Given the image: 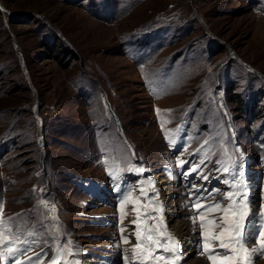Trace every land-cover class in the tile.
<instances>
[{
  "label": "rangeland",
  "instance_id": "rangeland-1",
  "mask_svg": "<svg viewBox=\"0 0 264 264\" xmlns=\"http://www.w3.org/2000/svg\"><path fill=\"white\" fill-rule=\"evenodd\" d=\"M259 117L264 0H0V252L27 249L21 264L37 256V264L55 256L59 264H131L136 225L133 215L120 222L119 204L148 180L167 230L185 234L177 264L198 254L187 243L201 237L186 219L192 185L200 196L226 192V179L238 183L254 215L248 243L257 242L264 127L251 122ZM207 142L201 153L219 146L237 160L235 146L254 156L237 161L239 181L223 171L230 161L220 153L213 165L202 160Z\"/></svg>",
  "mask_w": 264,
  "mask_h": 264
},
{
  "label": "snow or ice",
  "instance_id": "snow-or-ice-1",
  "mask_svg": "<svg viewBox=\"0 0 264 264\" xmlns=\"http://www.w3.org/2000/svg\"><path fill=\"white\" fill-rule=\"evenodd\" d=\"M159 111L157 109L158 113ZM185 163L187 161H177L178 166L181 168ZM199 167V165H194L189 171L182 174L188 176L192 172H197ZM131 170L137 173L145 171L142 167L132 168ZM223 171L228 173L229 168L224 167ZM110 174L118 178V172ZM198 174L201 175L203 180H207V176L202 173ZM144 183L142 182V186L139 188V196H135V189L130 190L124 194L119 204L120 222L122 223L127 215H133L134 218L131 223L136 225L131 233L136 240V243L129 250L131 264H177L181 259L179 241L174 238L164 224L162 217L163 205L158 203L159 191L155 188L154 181H146L151 186V191L154 194L149 197L146 188L143 186ZM224 183L229 185L230 190L225 192L217 189L208 195L201 194L200 196H195V192H200V189L192 185L195 192L191 194L193 199H191L189 206L195 214L190 219L194 225V231L202 237L201 240L197 241L198 255L206 257V260L211 264H245V262L251 264L250 258L253 254L258 253L261 258H264V223L261 224L258 230L259 247L249 249L245 246L244 241L246 220L251 223L246 203L247 193L236 191L239 187L238 183L230 184L227 179L224 180ZM216 194H219L222 199L215 203H209V200L215 199ZM142 199L147 200L146 205L141 203ZM129 203L137 205L133 207L132 213L125 212V208ZM45 207H47L46 203ZM141 208L145 210L142 212ZM52 211L55 212L54 207ZM153 213H156V215H153ZM0 215H2V210H0ZM148 221H153V223L149 224ZM120 231L123 233L125 229L121 228ZM9 234L11 235V233ZM6 240L4 232L0 231V245H3ZM123 242L128 244L131 241L128 237H123ZM7 243L12 245L16 241H7ZM26 251L27 249L8 246L3 252H0V258L10 260V264H21L19 256L24 255ZM59 255L58 252L57 256ZM42 258V256H37L34 260L30 258V264H37ZM52 264H57L56 259L52 261Z\"/></svg>",
  "mask_w": 264,
  "mask_h": 264
},
{
  "label": "bare ground",
  "instance_id": "bare-ground-1",
  "mask_svg": "<svg viewBox=\"0 0 264 264\" xmlns=\"http://www.w3.org/2000/svg\"><path fill=\"white\" fill-rule=\"evenodd\" d=\"M174 172V171H173ZM173 172L171 173H169L168 175L169 176H171L172 174H173ZM228 191V190H227ZM212 193V192H211ZM190 209H192V208H190ZM193 210V209H192ZM188 221H191V219H188V218H186ZM185 221V220H184ZM188 226V225H187ZM175 227V228H174ZM173 228V233L177 236V238L179 239V241H181V239L185 236V234L183 233V234H178L177 235V233H176V231L178 230V228L179 227H177V226H174ZM182 231V230H181ZM188 235V234H187ZM190 236V235H189ZM133 246V245H132ZM181 247V246H180ZM180 255L182 256V257H184L185 256V254H182V253H180ZM191 257H193V259L195 260L194 261V263L193 264H206V261H205V259L202 257V256H200V255H198L197 253H192L191 254ZM192 262V261H191Z\"/></svg>",
  "mask_w": 264,
  "mask_h": 264
},
{
  "label": "trees",
  "instance_id": "trees-1",
  "mask_svg": "<svg viewBox=\"0 0 264 264\" xmlns=\"http://www.w3.org/2000/svg\"><path fill=\"white\" fill-rule=\"evenodd\" d=\"M236 99L238 100V97L237 96H236ZM260 100H261V96H260L259 92H256L253 95V102L258 103ZM259 120L262 121L260 117H259Z\"/></svg>",
  "mask_w": 264,
  "mask_h": 264
}]
</instances>
